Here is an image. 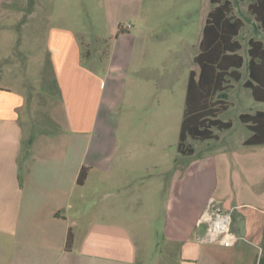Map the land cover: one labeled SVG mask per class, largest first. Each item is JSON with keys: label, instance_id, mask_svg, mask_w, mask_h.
I'll return each instance as SVG.
<instances>
[{"label": "crops", "instance_id": "obj_1", "mask_svg": "<svg viewBox=\"0 0 264 264\" xmlns=\"http://www.w3.org/2000/svg\"><path fill=\"white\" fill-rule=\"evenodd\" d=\"M8 1L0 0V7ZM45 41L63 104L60 117H48L59 128L55 132H33L38 109L31 106L26 81L3 83L9 57L0 54V264H264V145H246L253 132L243 123L250 133L237 141L215 129L217 139L200 141L207 148L195 163H179L196 157L192 146L191 156L178 150L177 163L153 164L162 168V178L152 202L145 173L153 165L115 163L119 104L106 113L102 105L116 94V80L84 66L78 32L52 29ZM112 54L109 69L124 74L123 54ZM10 59L12 72L20 70L19 58ZM248 78L247 64L244 83ZM84 167L88 176L79 185ZM125 169L133 172L125 176ZM211 198L232 212L241 237L233 248L196 241ZM135 205L145 216L138 224L130 214Z\"/></svg>", "mask_w": 264, "mask_h": 264}, {"label": "rangeland", "instance_id": "obj_2", "mask_svg": "<svg viewBox=\"0 0 264 264\" xmlns=\"http://www.w3.org/2000/svg\"><path fill=\"white\" fill-rule=\"evenodd\" d=\"M231 1L236 16L245 21L239 37L245 65L243 80L232 81L233 87L227 92V99L233 104L219 117L232 121L233 128L224 132L217 130V133L238 141L250 133L239 116L264 111V104L256 102L251 91L243 86L247 78L249 39L264 41V29L250 15V1ZM211 8V0H9L0 7V54L9 57L2 66L3 83H14L16 77L26 81L31 106L38 109L33 114L35 134L40 128L57 131L59 128L53 122L50 125L48 117H60L63 104L56 89L45 37L52 29L74 30L85 43L84 66L104 79L109 78L108 81L111 76L116 80V94L110 103V97L105 98L102 105L106 113L113 102L119 104L116 121L119 152L115 163L130 166L132 163H146V166L177 163L189 74L199 69L194 57L199 52ZM115 51L123 54L125 80L121 69L116 70V75L109 69ZM13 54L19 58L20 70L12 72ZM129 59L131 67H128ZM116 61L117 58L114 64ZM189 143L197 155L179 163H195L207 148L200 141L191 139ZM214 150L212 147L209 152ZM130 172L133 171L125 169V176ZM160 172L162 168L153 165L145 173L152 202ZM136 186L133 184V188ZM134 208L130 214L138 224L145 216L140 205ZM152 234L158 236V232Z\"/></svg>", "mask_w": 264, "mask_h": 264}, {"label": "trees", "instance_id": "obj_3", "mask_svg": "<svg viewBox=\"0 0 264 264\" xmlns=\"http://www.w3.org/2000/svg\"><path fill=\"white\" fill-rule=\"evenodd\" d=\"M250 1L248 10L254 20L264 29V0ZM212 8L206 19L199 53L194 63L199 73L192 70L189 74L185 110L181 123L178 150L191 156L194 148L189 140L208 141L217 139L214 130H228L232 121H223L220 115L232 105L227 100L231 82L242 79L241 69L245 59L240 51L242 44L238 40L245 21L236 16L231 0H211ZM124 33V31H119ZM249 78L244 87L251 90L255 101L264 103V41L251 38L248 42ZM240 120L253 135L246 145H264V112L242 114ZM89 169L84 167L78 178L82 185L87 179ZM74 244V234L69 230L66 249L70 251Z\"/></svg>", "mask_w": 264, "mask_h": 264}, {"label": "built area", "instance_id": "obj_4", "mask_svg": "<svg viewBox=\"0 0 264 264\" xmlns=\"http://www.w3.org/2000/svg\"><path fill=\"white\" fill-rule=\"evenodd\" d=\"M198 225L204 226V232L196 237V241L201 245L216 244L233 248L241 240L233 230L232 212L224 210L215 198L210 199Z\"/></svg>", "mask_w": 264, "mask_h": 264}]
</instances>
